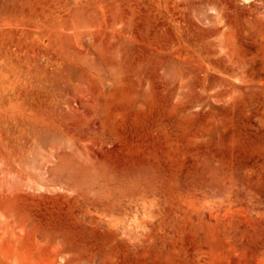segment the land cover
Wrapping results in <instances>:
<instances>
[{"label": "rangeland", "instance_id": "1", "mask_svg": "<svg viewBox=\"0 0 264 264\" xmlns=\"http://www.w3.org/2000/svg\"><path fill=\"white\" fill-rule=\"evenodd\" d=\"M0 264H264V0H0Z\"/></svg>", "mask_w": 264, "mask_h": 264}]
</instances>
